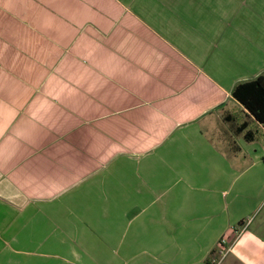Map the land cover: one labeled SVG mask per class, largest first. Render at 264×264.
<instances>
[{
	"label": "crops",
	"instance_id": "1",
	"mask_svg": "<svg viewBox=\"0 0 264 264\" xmlns=\"http://www.w3.org/2000/svg\"><path fill=\"white\" fill-rule=\"evenodd\" d=\"M241 1L0 0V264H264Z\"/></svg>",
	"mask_w": 264,
	"mask_h": 264
},
{
	"label": "trees",
	"instance_id": "2",
	"mask_svg": "<svg viewBox=\"0 0 264 264\" xmlns=\"http://www.w3.org/2000/svg\"><path fill=\"white\" fill-rule=\"evenodd\" d=\"M232 95L264 126V74L236 84Z\"/></svg>",
	"mask_w": 264,
	"mask_h": 264
},
{
	"label": "built area",
	"instance_id": "3",
	"mask_svg": "<svg viewBox=\"0 0 264 264\" xmlns=\"http://www.w3.org/2000/svg\"><path fill=\"white\" fill-rule=\"evenodd\" d=\"M245 226L242 225L240 227V229H243ZM225 244H226V240L224 237L220 238V240L218 241V247H219V255L222 256V255H225L226 251H227V248L225 247ZM215 264H219V261L218 262H215Z\"/></svg>",
	"mask_w": 264,
	"mask_h": 264
},
{
	"label": "rangeland",
	"instance_id": "4",
	"mask_svg": "<svg viewBox=\"0 0 264 264\" xmlns=\"http://www.w3.org/2000/svg\"><path fill=\"white\" fill-rule=\"evenodd\" d=\"M228 0H223V2H227ZM251 2V0H249ZM248 0H242L240 4H246Z\"/></svg>",
	"mask_w": 264,
	"mask_h": 264
}]
</instances>
